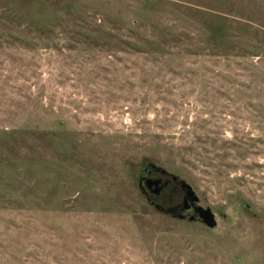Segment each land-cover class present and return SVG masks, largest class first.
<instances>
[{"label":"rangeland","instance_id":"rangeland-1","mask_svg":"<svg viewBox=\"0 0 264 264\" xmlns=\"http://www.w3.org/2000/svg\"><path fill=\"white\" fill-rule=\"evenodd\" d=\"M0 264H264V0H0Z\"/></svg>","mask_w":264,"mask_h":264},{"label":"water","instance_id":"water-1","mask_svg":"<svg viewBox=\"0 0 264 264\" xmlns=\"http://www.w3.org/2000/svg\"><path fill=\"white\" fill-rule=\"evenodd\" d=\"M148 168L157 169L162 174L169 175L172 178L173 181H175L176 183H178V185H180L181 189L185 193L184 206L182 208V211H185V210L193 208L195 213L200 216V218L203 220L204 224L207 227L215 228L217 226V221L215 219V215H214L213 211L210 208H204V207H202L201 205L198 204L200 200H199L198 196L196 195L195 191L193 190V188H192V186L190 184H188L184 180L179 179L177 176L168 173V171H166L164 169L156 168V166L154 164H152V163H150L148 165L147 169ZM160 181L161 180H158L156 182L149 181L147 184H148L149 187H151L152 184L158 185ZM140 187L143 190L142 179L140 181ZM160 189L155 190V193H159ZM156 207L158 209H160L161 211H165V212H169V213L170 212H174L176 210V208L165 209L164 207H162L160 205H157Z\"/></svg>","mask_w":264,"mask_h":264},{"label":"flooded vegetation","instance_id":"flooded-vegetation-1","mask_svg":"<svg viewBox=\"0 0 264 264\" xmlns=\"http://www.w3.org/2000/svg\"><path fill=\"white\" fill-rule=\"evenodd\" d=\"M169 176L167 174H162L160 171H158L157 169H153V168H148L147 170H145L143 172V176H142V181H143V190H144V193L148 192L147 191V188H146V183L148 182V180L150 181L151 179H159L161 180L162 182L164 181L165 183H169V179H166L165 178ZM157 179V181H158ZM152 189V188H150ZM149 194V193H148ZM151 201V199H149ZM151 203H155L154 201H151Z\"/></svg>","mask_w":264,"mask_h":264},{"label":"trees","instance_id":"trees-1","mask_svg":"<svg viewBox=\"0 0 264 264\" xmlns=\"http://www.w3.org/2000/svg\"><path fill=\"white\" fill-rule=\"evenodd\" d=\"M167 187H168V185H167ZM167 187H166V188H167Z\"/></svg>","mask_w":264,"mask_h":264}]
</instances>
